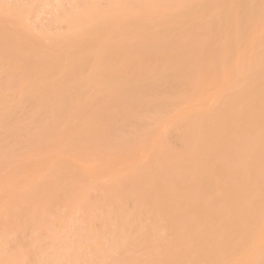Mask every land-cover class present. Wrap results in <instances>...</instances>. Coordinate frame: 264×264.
I'll list each match as a JSON object with an SVG mask.
<instances>
[{
    "label": "rangeland",
    "instance_id": "obj_1",
    "mask_svg": "<svg viewBox=\"0 0 264 264\" xmlns=\"http://www.w3.org/2000/svg\"><path fill=\"white\" fill-rule=\"evenodd\" d=\"M73 1L0 0V79L2 77L4 81L0 80V83L2 87L6 84L3 89L0 85L2 90L0 91V120H2L0 132L2 130L3 133L7 129L6 134L0 133V264H73L66 263L63 256L70 253L114 250L113 242L117 240L118 235L144 240L138 246L125 249L138 252L135 255L140 259H146L148 252L190 251L192 238L207 237L210 234V221L212 219L221 221L224 217L225 206L229 202L226 195L222 193V186L226 183L224 169L230 168L232 172L243 160L246 162L243 173L247 175L253 170L249 167V159L254 156L262 159L260 169L262 166L264 168V99H262L264 95L260 96L264 93V0ZM158 43L161 44L157 45ZM107 51L108 56L105 55ZM103 54L104 60L107 58L104 63ZM115 55L117 60L114 59ZM172 56H175V60ZM163 57H166L165 62L161 59ZM110 59L113 63L117 61L119 63L112 65V62H109ZM142 60L145 64L141 62ZM170 61H172L170 64L166 63ZM158 63L159 66L156 65ZM178 65L180 67L183 65L182 68L186 69ZM148 66L150 73L147 72ZM155 66L159 67L160 71ZM80 67L83 68L82 75ZM101 67L104 69L101 70ZM130 67H133L131 70L135 73L130 71ZM76 68L80 72L79 75L78 71L75 72ZM188 68L190 69L187 74ZM9 70L11 72H7ZM126 70L131 73L129 74ZM96 72L99 74L97 75ZM125 72L129 75L126 76ZM144 72L148 73L146 77L153 80L147 81L148 78H146V82L142 81V83L141 80L145 78H143ZM9 73L12 74L10 78L7 76ZM165 73L171 79L167 77L169 79L167 80ZM170 73L176 76L173 80V75ZM94 74L99 76L102 82L99 77H97L99 80H96ZM117 75L122 76L119 77L122 80H117ZM155 75H157L156 78ZM66 76L68 80L64 81ZM107 76L108 80L103 78ZM138 76L143 79L140 80ZM114 78L116 82L112 81ZM126 79L129 83H125ZM9 80L12 82L15 80V82L12 83ZM136 82H138L137 85ZM175 82L179 85L183 82L184 92L178 84L179 88L175 86L178 89L172 87ZM75 83L80 86L76 87L73 85ZM81 83H83L82 86ZM132 83L136 86L134 85V89L130 90L133 88ZM141 83L142 86H139ZM166 83H172L170 91L177 93L168 91L169 86ZM8 84L13 87H9L10 85L7 87ZM124 85H128L125 86L126 90L125 87L123 88ZM143 85L145 87L140 88ZM146 85L151 88H147ZM164 87L167 89H163ZM69 88L73 89V92ZM105 88L109 93H105ZM151 89L156 90L151 91ZM161 89L163 93L160 92ZM113 90H118L120 94ZM74 91L78 92L77 95L84 96L79 95L78 98L77 95H73ZM158 91L160 93H157ZM69 93H72V98L76 97L79 101L75 98L74 102L76 100L77 102L74 103ZM33 96L39 99L33 101ZM54 98L55 104H53ZM95 99L98 100L96 103ZM130 102H134L133 104L140 110L139 113L135 106H133L135 110L128 108V104L130 108L133 105ZM143 102H147L145 103L147 107L141 104ZM154 102H159L157 107L161 110L158 108V112L156 106H153L157 104ZM162 102L165 103L162 104ZM72 103L73 106H68ZM110 103H115L114 106L120 107V110L118 111ZM148 103L154 107V110ZM252 103H255L257 108ZM140 104L148 111L144 108L139 109ZM101 105L104 106L101 107ZM13 106H15L14 110ZM68 107L74 108H69L71 111L66 109V112L68 111L66 113L64 108ZM164 107L168 109H162ZM96 110L104 114L102 115L99 111L102 117L107 118L110 115V118L98 116ZM9 111H11L10 114ZM26 112L29 116L25 115ZM84 113L87 115H81ZM44 114L47 118L41 123L45 117ZM122 114L134 118L133 122L136 125L145 123L149 124V127L143 128L145 127L143 125V129L141 126L135 128L129 123L132 119L125 117L127 124L125 127L121 124L122 127L119 128L120 124L116 126L115 124L118 121L123 122L124 117L120 119ZM242 114H244L243 117H241ZM22 115L26 117L22 118ZM36 115L37 117L41 115L39 116L41 118H37ZM4 117L7 119L5 120ZM12 118H17L16 123L12 121L14 120ZM33 118L40 119L33 120L39 125L32 121ZM101 118L105 120L102 121ZM81 119L82 123L79 121ZM240 119L245 120H242L244 124L241 122L242 127L239 123ZM61 120L64 122L62 123ZM76 120L81 123L77 124L78 127L74 124ZM5 121L8 126L4 125ZM90 122H93L92 125L85 126ZM55 124L60 127L57 129ZM20 127L22 129H18ZM53 127L55 129H51ZM101 127L98 135L95 132H98ZM137 127L141 128V131ZM256 127L259 128L257 131L262 128L256 135L257 139L254 136ZM46 128L48 133L45 131ZM125 128L132 129L133 133L128 129L125 131ZM180 128L184 130L183 135H180L183 133ZM88 129L95 135L90 136L91 134H88L90 132H84ZM43 130L47 134H44ZM104 130H110L109 136ZM52 131L55 132L49 135ZM113 132L120 135L114 136ZM238 132L241 133L238 134ZM72 133L77 136L72 137ZM12 134L15 135L14 138ZM37 134L38 137H36ZM69 134L71 138L68 137ZM40 135L43 136L40 137ZM1 136L5 139L7 136L9 140H2ZM252 136L254 138H251ZM76 137L83 141L75 139ZM98 138L99 141H97ZM248 144L252 145L253 149L247 147ZM245 147L249 148L248 153H244ZM67 150H70L72 154L70 155ZM63 151L66 154L61 153ZM217 155L221 157L217 159ZM155 157L157 160L152 159ZM223 158H225L224 161H222ZM152 162L157 167L154 164L151 165ZM84 166L86 167L83 168ZM217 168L220 169L217 170ZM83 169L86 173L82 171ZM243 175L246 176L242 174L237 177L238 179L237 175H234L232 180V186L237 194L246 182ZM197 177L201 179V182ZM216 177L219 181L215 180ZM207 178L211 180L210 182L207 180L208 184L205 183ZM215 186H219L218 191ZM212 190L220 194H216L215 199H212L210 195ZM191 192L196 198L193 194L191 195ZM201 203L202 206H200ZM212 203L220 207L218 209L215 205L214 214L210 212ZM219 203L224 206H219ZM11 209L16 210L11 213ZM189 214L193 219H190ZM185 215H188L187 218L191 221H186L188 219ZM30 216L35 220L34 223ZM40 218L43 220H39ZM159 220L161 222H158ZM79 221H81L80 224ZM38 222L40 223L37 224ZM52 223L55 224L51 226ZM241 223L245 234L243 241L248 244L247 247L250 246L246 254L243 257L239 256V259L243 261L249 256L251 258H247L246 262L245 259L244 262L239 260L240 262L237 261V263L249 264L254 259L253 254L264 253V232L262 231L264 218L254 225L249 223L248 217H243ZM78 224L82 228L77 229ZM101 226L104 229L101 230ZM150 235L152 240L157 241L156 237L161 236L158 237L161 243L168 240L169 243L176 242L177 245L158 247L150 245ZM257 235L261 236L262 240ZM3 236H8V239L4 238L9 242ZM105 239L107 242H104ZM178 239L181 241H177ZM20 240L21 243H18ZM255 240L258 241L255 242ZM106 243L107 248L104 245ZM32 244L34 251H31ZM79 246L81 250H75ZM61 259L64 263L60 262Z\"/></svg>",
    "mask_w": 264,
    "mask_h": 264
},
{
    "label": "bare ground",
    "instance_id": "obj_2",
    "mask_svg": "<svg viewBox=\"0 0 264 264\" xmlns=\"http://www.w3.org/2000/svg\"><path fill=\"white\" fill-rule=\"evenodd\" d=\"M75 1V0H74ZM73 1V2H74ZM78 1H80V0H78ZM105 1V0H104ZM108 1V0H107ZM82 3V2H81ZM95 3V2H94ZM34 4V3H33ZM83 4V3H82ZM101 4H103V2L101 3ZM35 5V4H34ZM79 5V4H78ZM77 5V6H78ZM36 6V5H35ZM152 10H153V7H152ZM33 11V10H32ZM148 11V10H147ZM69 12V11H68ZM145 12V11H144ZM148 13V12H147ZM135 14V13H134ZM134 14H132V15H134ZM146 14V13H145ZM145 14H144V16H145ZM149 15V14H148ZM37 26V25H36ZM107 31V30H106ZM29 33V32H28ZM200 35V34H199ZM173 40V39H172ZM175 41V40H174ZM161 44V43H160ZM159 43L157 44V45H160ZM169 44V43H168ZM167 44V45H168ZM127 45V44H126ZM125 45V46H126ZM132 45V44H131ZM130 45V46H131ZM163 45V44H162ZM165 45V44H164ZM261 45H263V43L261 44ZM132 46H135V45H132ZM182 46V45H181ZM127 47V46H126ZM136 47V46H135ZM154 47V46H153ZM157 47V46H156ZM168 47V46H167ZM172 47V46H171ZM145 48V47H144ZM160 48H162L161 46H160ZM165 48H166V46H165ZM179 48V47H178ZM178 48H177V50H178ZM154 50V49H153ZM179 51V50H178ZM181 51V50H180ZM191 51V50H190ZM107 53V54H106ZM188 53V52H187ZM111 54H112V52H111ZM116 54V53H115ZM105 55H107L108 56V51L107 52H105ZM114 54H112V56H113ZM103 56H104V54L102 55V59L104 60V58H103ZM106 56V57H107ZM112 56H110V58L112 57ZM116 56L117 55H115V60H117L116 59ZM171 56V55H170ZM176 56V55H175ZM175 56L172 58L173 60H175ZM247 56V55H246ZM121 57V56H120ZM101 58V57H100ZM164 58H166V57H163V58H161L163 61H164ZM171 58V57H170ZM19 59H20V57H19ZM101 59V60H102ZM107 59V58H106ZM105 59V60H106ZM112 59H113V57H112ZM112 59H110V61L109 60H107L106 62H112ZM118 59L119 60H121L120 58H119V56H118ZM168 59V58H167ZM177 59V58H176ZM100 60V61H101ZM105 60L103 61V63L105 62ZM115 60H113L114 62H115ZM145 60V59H144ZM144 60H142L141 62H143L144 63ZM162 60H161V62H162ZM262 60H263V58H262ZM89 61H90V59H89ZM166 61H168V60H166ZM185 61V60H184ZM84 62V61H83ZM109 62L107 63L108 65H109ZM118 63H119V61H117ZM116 62V63H117ZM165 62V61H164ZM172 61H170V62H166V63H168V64H170ZM87 63H89V62H87ZM102 63V62H101ZM100 63V64H101ZM102 63V65H104ZM116 63H113L112 62V65L114 64H116ZM160 63V62H159ZM156 64L157 66H159L160 64ZM163 63V62H162ZM2 64V63H1ZM111 64V63H110ZM134 64V63H133ZM133 64H132V66H133ZM141 64V63H140ZM145 64V63H144ZM164 65H165V63H163ZM163 64H161V66L163 65ZM84 65V64H83ZM82 65V66H83ZM86 65V64H85ZM150 65H152V64H150ZM163 65V66H164ZM167 65V64H166ZM130 66H131V64H130ZM142 66V64L140 65V67ZM157 66H155L156 68H157ZM182 66L183 65H181V67L178 65V67H180V68H182ZM1 67V66H0ZM84 67V66H83ZM104 67V66H103ZM105 67H106V64H105ZM104 67V68H105ZM135 67V66H134ZM81 69H79L80 71L82 70L83 71V68L82 67H80ZM104 68H100L101 70L102 69H104ZM145 68V65H144V67H143V69ZM156 68H154V71H155V73H156V71L159 69V67L157 68V70H156ZM1 69V68H0ZM77 69V68H76ZM75 69V70H76ZM89 69V68H88ZM98 69V68H97ZM128 69V68H127ZM131 69H133V67H130V71H132V72H134L135 73V71H133V70H131ZM143 69H142V71H143ZM162 69V68H161ZM182 69H184V68H182ZM186 69V68H185ZM184 69V70H185ZM189 69L190 68H188V72H187V74L189 73ZM259 68H257V70H258ZM74 70V71H75ZM99 70V69H98ZM134 70H136V67H135V69ZM78 71V69L75 71V72H77ZM82 71H81V75H82ZM126 71H128V73L130 74L131 72H129V70H126ZM150 71H151V69H150ZM153 71V72H154ZM158 71H160V70H158ZM7 72H11L10 70L9 71H7ZM79 72V71H78ZM147 72H149V66H148V71ZM185 72V71H184ZM183 72V73H184ZM5 73V72H4ZM126 73V72H125ZM134 73H132V74H134ZM141 73H143V72H141ZM150 73V72H149ZM174 73V72H173ZM173 73H170V75L172 74L173 75ZM192 73V72H191ZM8 74V73H7ZM6 74V75H7ZM80 74V72L78 73V75ZM96 74H97V72H96ZM99 74V73H98ZM97 74V75H98ZM100 74H102L101 72H100ZM105 73L103 72V75H104ZM128 74V75H129ZM145 74V75H144ZM144 74H140L141 76L142 75H144L143 76V78H144V80L146 79V78H148L147 79V81L150 79L149 77H146V75H148V73L146 74V72H144ZM152 74V73H151ZM150 74V75H151ZM157 75H158V72L156 73ZM166 74L167 73H165L164 75L166 76ZM10 75H12V74H10L9 73V75H7L8 76V78H10L9 76ZM16 75V74H15ZM71 75V74H70ZM74 75V74H73ZM73 75H71V76H73ZM77 75V73H75V76L77 77L78 76ZM97 75H95L94 74V76L96 77V80H99L100 79V77L99 76H97ZM112 75V74H111ZM127 75V73H126V76H128ZM134 75H136V74H134ZM149 75V76H150ZM157 75H155L154 77L156 78L157 77ZM71 76H70V78H71ZM74 76V77H75ZM108 76H109V74H108ZM108 76L107 77H103V78H105V79H107L108 80ZM164 76V77H165ZM178 76V75H177ZM189 76H191V74H189ZM14 77V76H13ZM67 77V76H66ZM65 77V80L64 81H66V79L68 80V77L66 78ZM75 77V78H76ZM94 77V78H95ZM97 77H99V79H97ZM112 77H114V76H112ZM117 77H118V79H117ZM117 77H116V79L117 80H122V78H119V77H122V76H118L117 75ZM150 77H152V75L150 76ZM168 77V74H167V76H166V78ZM172 77V76H171ZM176 76L175 75H173V77H172V80H173V78H175ZM12 78V77H11ZM73 78V77H72ZM74 78V79H75ZM111 78V77H110ZM126 78V77H125ZM131 78H133V77H131ZM137 78H139L140 79V77L138 76ZM142 77H141V79H143ZM169 79H171L170 77H168ZM167 78V80H169ZM7 79V78H6ZM74 79H73V81H74ZM77 79H79V77L77 78ZM104 79V80H105ZM112 79V78H111ZM115 79V78H114ZM114 79L112 80L113 82H116L117 80L115 79V81H114ZM129 79V78H128ZM128 79H126V80H124V81H126L125 83H129V81H128ZM134 79H136V77L134 78ZM133 79V80H134ZM140 79V80H141ZM152 79V78H151ZM150 79V80H151ZM0 80H2L3 81V78L1 77V79ZM80 80H81V76H80ZM101 80V79H100ZM104 80H103V82H104ZM129 80H131V79H129ZM138 80V79H137ZM144 80H141V82L143 81L144 83L146 82V80L144 81ZM149 80V81H150ZM153 80V79H152ZM164 80H165V78H164ZM263 80H264V77H263ZM1 81V82H2ZM10 81V80H9ZM124 81H122V82H124ZM4 82V81H3ZM10 82H12V80L10 81ZM9 82V83H10ZM15 82V80L12 82V83H14ZM68 82V81H67ZM76 82V81H75ZM101 82H102V80H101ZM108 82V81H107ZM121 81H119V83H120ZM134 82V81H133ZM138 82H139V80H138ZM138 82H136V85H137V83ZM142 82V83H143ZM176 82H178V81H176ZM175 82V83H176ZM65 83V82H64ZM74 83V82H73ZM110 83V82H109ZM108 83V84H109ZM119 83H117V84H119ZM124 83V84H125ZM140 83V82H139ZM142 83H141V85H139V86H142ZM175 83H174V86H172V87H174L175 88V86L176 87H178V83H176V85H175ZM180 83V82H179ZM251 83V82H250ZM70 84H71V82H70ZM80 84V83H79ZM82 84L83 83H81V86H82ZM100 84H103V83H100ZM107 84V85H108ZM111 84V83H110ZM109 84V85H110ZM133 84V88H130V90H132V89H134V83H132ZM168 86H169V90L168 91H170L172 88H171V85H173L172 83L169 85L168 83H166ZM166 84H165V87H166ZM178 84V85H177ZM0 85H1V88L3 89L5 86H6V84L4 85V87H2L3 85H2V83H0ZM10 85V86H9ZM14 85V84H13ZM47 85V84H46ZM69 85V84H68ZM72 85V84H71ZM73 85H76V83L75 84H73ZM108 85V86H109ZM111 85H113V84H111ZM129 85V84H128ZM128 85H124L123 86V88L125 87V86H128ZM135 85V86H136ZM186 85V84H185ZM263 84H261V86H262ZM11 87L12 85L11 84H8L7 85V87ZM77 86H80V85H78V83H77V85H76V87ZM138 86V87H139ZM147 86V88H151V86H148V85H146ZM154 85H152V87H153ZM180 89H185L184 87V85H183V82H182V84L180 83ZM183 86V87H182ZM222 86V85H221ZM13 87V86H12ZM49 87V86H48ZM59 87V86H58ZM72 87V86H71ZM70 87V88H71ZM120 87H121V85H120ZM145 87V85H143V87H140V88H144ZM163 88V89H167V88ZM0 88V89H1ZM69 88V89H70ZM100 88V87H99ZM101 88H102V86H101ZM104 88V87H103ZM127 88H129V87H127ZM136 88L137 87H135V90H136ZM139 88V89H140ZM154 88V87H153ZM171 88V89H170ZM179 88V87H178ZM178 88H175V89H178ZM17 89V88H16ZM58 89V88H57ZM56 89V90H57ZM106 89V88H105ZM113 89V88H112ZM146 89V88H145ZM163 89H161V91L160 92H164L163 91ZM179 89V90H180ZM220 89V87L218 88V90ZM223 89V88H222ZM63 90V89H62ZM73 89H70V91L71 92H73L72 91ZM78 90V89H77ZM116 90V89H115ZM115 90H113V92H117L118 94H120L119 93V91L117 90V91H115ZM124 90V89H123ZM125 90H126V87H125ZM128 90V89H127ZM149 90V89H148ZM153 90H156V89H151V91H153ZM159 90V89H158ZM178 90V93L181 91H179ZM260 90V89H259ZM258 90V91H259ZM0 91H2V90H0ZM3 91H5V90H3ZM11 91V90H10ZM75 91H76V88H75ZM74 91V93H73V95L75 94V95H77V93ZM103 91V90H102ZM105 91V90H104ZM129 91V90H128ZM136 91H138V88H137V90ZM140 91V90H139ZM144 91V90H143ZM146 91V90H145ZM150 91V90H149ZM167 90H166V92H168ZM217 91V90H216ZM261 91V90H260ZM66 92V91H65ZM159 91L157 92V93H160ZM171 92V91H170ZM176 92V91H175ZM174 91H172L171 93H175ZM183 92H184V90H183ZM218 92V91H217ZM14 93H15V91H14ZM67 93V92H66ZM82 93H85V92H82ZM105 93H109V92H107V89H106V92ZM116 93V94H117ZM177 93V92H176ZM180 93H182V91L180 92ZM259 93V92H258ZM68 94V93H67ZM70 94V93H69ZM72 94V93H71ZM69 95L71 98H72V96L73 95ZM111 94V93H110ZM116 94H115V96H116ZM260 94V93H259ZM56 95V94H55ZM79 95L80 94H78L76 97H78L79 98ZM83 95V94H82ZM82 95H80V97L82 96ZM140 95V94H139ZM264 95V93L262 94V95H260V96H263ZM37 96V95H36ZM84 96V95H83ZM82 96V97H83ZM109 96V95H108ZM114 96V97H115ZM120 96V95H119ZM37 97H39V96H37ZM36 97V98H37ZM54 97V96H53ZM69 97V98H70ZM75 97V98H76ZM143 97V96H142ZM26 98H27V96H26ZM67 98V97H66ZM65 98V99H66ZM75 98H72L73 100V102H74V100H75ZM116 98V97H115ZM114 98V99H115ZM259 98H262V97H259ZM28 99V98H27ZM33 101H36L37 99H39V98H37V99H35V97L33 96ZM57 100H58V97L56 98ZM55 98H54V103L53 104H55V100H56ZM64 99V100H65ZM77 99V98H76ZM96 99H98L97 97H96ZM95 99V100H96ZM99 99H101V98H99ZM181 99V98H180ZM262 99H264V98H262ZM32 100V99H31ZM71 100V99H70ZM78 100V99H77ZM77 100L75 101V102H77ZM81 100V99H80ZM111 100H113V99H111ZM116 101H117V99H115ZM141 100H142V98H141ZM247 100V99H246ZM256 100V99H255ZM254 100V101H255ZM260 100V99H259ZM258 100V101H259ZM61 101V100H60ZM79 101V100H78ZM98 100H96V101H94L95 103L97 102ZM74 102V103H75ZM94 102L91 104L92 105V108H93V104H94ZM160 102V103H159ZM159 102H154V103H157V104H153V106H156L155 108H157V112H158V110L160 109L159 107H157L158 106V103H159V105H161V101H159ZM181 102H182V99H181ZM57 103H59V101L57 102ZM56 103V104H57ZM61 103V102H60ZM127 103V102H126ZM130 103H134V102H130ZM144 103V104H143ZM143 103H141L142 105H145V107H147V102H143ZM146 103V104H145ZM163 103H165V102H162V104ZM166 103H167V101H166ZM174 103H176V102H174ZM178 103V102H177ZM258 102H256V104H257ZM14 104V103H13ZM38 104V103H37ZM36 104V105H37ZM66 104H67V102H66ZM113 105V107H116V109L119 111L120 109V107H117L116 105L114 106V104L113 103H110V105ZM140 104V106H142ZM168 104H169V102H168ZM167 104V105H168ZM253 104V103H252ZM255 104V103H254ZM253 104V105H254ZM256 104H255V107H256ZM16 105V104H15ZM58 105V104H57ZM129 106H130V104H128ZM127 104H126V106H128ZM148 105H150L149 103H148ZM167 105H163V106H165V107H167ZM252 105V107H254ZM68 106H73V103L72 104H70V105H68ZM75 106V105H74ZM95 106V105H94ZM102 106H104V105H101V107ZM128 106V108L129 109H133V110H135L134 108H136L137 109V112L139 113V111L140 110H138V108L135 106V104H133L132 105V107L130 108ZM133 106H135L134 108H133ZM139 106V105H138ZM140 106H139V109H145V107H141L140 108ZM151 106V105H150ZM150 106H148L149 108H150ZM169 106V105H168ZM24 107V106H23ZM58 107V106H57ZM57 107H55L56 109H57ZM66 107V106H65ZM90 107V106H89ZM88 107V108H89ZM108 107H110L109 105H108ZM108 107L106 108V109H108ZM113 107H111L112 109H114ZM152 107V106H151ZM162 108V109H168V108ZM207 107V106H206ZM251 107V106H250ZM13 108H15V106H13L12 107V109ZM19 108V107H18ZM32 108L34 109L35 107H34V105H32ZM32 108H30L31 110H32ZM72 109V108H74V107H68V108H64V111L66 112V109L67 110H69V111H71L70 109ZM127 108V107H126ZM125 108V113H126V111H127V109ZM159 108V109H158ZM249 108V107H248ZM248 108H247V110H248ZM257 108V107H256ZM76 109V108H75ZM110 109V108H109ZM115 109V110H116ZM147 109V108H146ZM145 109V110H146ZM152 109L154 110V107H152ZM250 109H252V108H250ZM249 109V110H250ZM14 110V109H13ZM62 111H60L61 113L63 112V108L61 109ZM86 110H89V109H86ZM86 110H85V112H86ZM90 110H92L91 108H90ZM101 110V109H100ZM100 110H96L97 111V115L98 116H101V114L100 113H102ZM116 110V111H117ZM156 110V109H155ZM161 110V109H160ZM165 110H162V111H165ZM246 110V111H247ZM20 111V110H19ZM22 111V110H21ZM24 111V110H23ZM33 111V110H32ZM31 111V112H32ZM99 111H100V113H99ZM107 111V110H106ZM114 111V110H113ZM146 111H148V110H146ZM161 111V112H162ZM240 111V110H239ZM245 111V112H246ZM13 112V111H12ZM15 112V111H14ZM25 112V111H24ZM46 112H48V111H46ZM45 112V113H46ZM68 112V111H67ZM66 112V113H67ZM73 112H74V110H73ZM109 112V111H108ZM151 112H154V111H152L151 110ZM251 112H253L252 110H251ZM11 113V111H9V114ZM18 113H20V112H18ZM51 113V112H50ZM124 113V114H125ZM155 113V112H154ZM23 114V113H22ZM38 114H41V113H38ZM87 114H88V112H87ZM86 114V115H87ZM95 114H96V112H95ZM106 114V113H105ZM124 114H122L123 116H121L120 117V119L122 118V117H124V118H122L121 120L124 122H122L121 120V122L122 123H120L119 121V123L117 122L116 124L115 123H111L112 125H114L115 124V126L117 125V124H120L119 125V128H120V126L122 127V125H124L123 127H125V125L127 124V123H125V120H126V122H127V118L125 119V117H128L127 116V114H126V116H124ZM238 114V116H239V113H237ZM250 114V113H249ZM12 115V114H11ZM13 115H14V113H13ZM15 115H18V114H16L15 113ZM25 115H28L27 114V112H26V114ZM24 115V116H25ZM31 115V114H30ZM50 115V114H49ZM81 115H84V116H86L85 115V113L84 114H81ZM80 115V116H81ZM97 115H95L96 116V118H97ZM102 115H104L103 113H102ZM243 115L244 114H242V116L241 117H243ZM5 116V115H4ZM23 115H22V118L24 117ZM29 116V115H28ZM39 116H41V115H39ZM37 117V115H36V117L37 118H41V117ZM43 116V115H42ZM44 119L43 120H41V123H43L44 122V120H46V118H47V116L44 114ZM84 116H83V118H84ZM228 116V115H227ZM6 117H7V115H6ZM9 117V116H8ZM26 117V116H25ZM102 117V116H101ZM103 117H105V116H103ZM102 117V118H103ZM110 118V115H108L107 116V118ZM240 117V118H241ZM1 118V117H0ZM5 118V117H4ZM11 118V117H10ZM37 118H33L32 119V121L35 119V120H40V119H37ZM55 118V117H54ZM62 118H63V115H62ZM82 118V117H81ZM101 118V119H102ZM106 117H105V119H107ZM119 118V117H118ZM129 118V117H128ZM229 118V116L227 117V121L229 120L228 119ZM245 118V117H244ZM7 118H5V120H6ZM12 119H14V118H12ZM57 119H61V118H59V117H57ZM64 119H65V117H64ZM105 119H102V121L103 120H105ZM125 119V120H124ZM130 120H131V122H129V123H131V125L133 124L134 126H135V128H136V126H138V127H140L141 126V128L143 127V125L145 126V127H143V128H147V127H149L147 124H141V125H136V124H134V122L133 121H135L134 120V118H129ZM246 119H247V117H246ZM9 120V119H8ZM11 120V119H10ZM15 120H17V118L16 119H14V120H12L13 122H15L16 123V121ZM18 120H19V118H18ZM117 120V119H116ZM119 120V119H118ZM189 120V119H188ZM187 120V122H189ZM243 120V119H242ZM242 120L240 119V126L242 127V124H241V122H242ZM0 121H2V120H0ZM29 121H31V120H29ZM58 121V120H57ZM62 121V120H61ZM61 121H59L60 123H59V125L61 124ZM80 122L82 121V119L81 120H79ZM79 121H75V123L74 124H81ZM101 121V120H100ZM101 121V122H102ZM108 121H110V119L108 120ZM237 121V120H236ZM243 121H245V120H243ZM18 122V121H17ZM33 122H35V121H33ZM64 121H62V123H63ZM76 122H78V123H76ZM96 122V121H95ZM100 122V123H101ZM114 122H115V120H114ZM133 122V123H132ZM250 122V121H249ZM4 123V122H3ZM9 123H11V122H9ZM35 123H37V122H35ZM40 123V122H39ZM56 123V122H55ZM58 123V122H57ZM91 123H93V122H90V123H88V125H85V126H90L89 124H91ZM128 123V124H129ZM243 123V122H242ZM6 124V121H5V123H4V125ZM13 124V123H12ZM38 124V123H37ZM96 124V123H95ZM95 124H93V126L95 125ZM122 124V125H121ZM186 124V123H185ZM185 124H184V126H185ZM228 124V123H227ZM244 124V123H243ZM0 125H2V123L0 124ZM7 125V124H6ZM32 125H34V124H32ZM39 125V124H38ZM37 125V127H39ZM92 125V124H91ZM132 125V126H133ZM221 125V124H220ZM219 125V126H220ZM8 126V125H7ZM35 126V125H34ZM33 126V127H34ZM57 126V127H56ZM61 126V125H60ZM60 126H58V124L56 125L55 124V127L58 129V127H60ZM66 126H67V124H66ZM79 125H77V127H78ZM92 126V127H93ZM183 126V125H182ZM182 126H179V127H182ZM28 126H26V128H27ZM30 127H32V126H30ZM29 127V128H30ZM55 127H53V128H51V129H55ZM69 127V126H68ZM76 127V126H75ZM75 127H73V128H75ZM105 127V126H104ZM103 127V129H105ZM138 127H137V129H138ZM221 127V126H220ZM231 127V126H230ZM241 127H239L241 130H242V128ZM258 127H260V126H258ZM262 127H263V124H262ZM5 128V127H4ZM7 128V127H6ZM24 129L25 131H26V133H27V129ZM66 128V127H65ZM91 128V127H90ZM115 128H117V127H115ZM115 128H111L112 130H114ZM141 128H139L138 130H140L141 131ZM142 128V129H143ZM183 128V127H182ZM18 129H22L21 127L20 128H18ZM77 128H75V130H76ZM84 129H86V128H84ZM101 129H102V127L100 128V130H98V132L96 131L95 133H99L100 131H101ZM110 129V130H111ZM128 129V128H127ZM126 128L124 129L125 131L127 130ZM136 129V130H137ZM181 129V128H180ZM180 129H179V131H180ZM221 129V128H220ZM220 129H218V131L220 130ZM257 129L259 130V128H257L256 127V134L254 135V136H256L257 135V133L258 132H260L261 131V129L262 128H260V131H257ZM33 130V129H32ZM83 130V129H82ZM109 130V131H110ZM129 131H131L130 129H128ZM127 130V131H128ZM182 130V129H181ZM6 131V132H5ZM5 131H3V133H7V129L5 130ZM16 131V130H15ZM12 131V133H16V132H18V131ZM22 131V130H21ZM46 132H47V128H46V130H45ZM56 131V130H55ZM54 131V132H55ZM78 131V130H77ZM76 131V132H77ZM104 131H106L107 132V135L109 136V131H107V130H104ZM184 130H182V132H183ZM32 132V131H31ZM43 133H44V130L42 131ZM41 132V133H42ZM50 132V131H49ZM53 131L49 134V135H51V134H53L54 133ZM84 132L86 133H88V132H90V133H88V134H91L90 136H92V134H94V132L93 133H91L92 132V130H90L89 131V129L88 130H84ZM102 132H103V130H102ZM264 132V131H263ZM1 134H3L2 133V130H1V132H0ZM21 133V132H20ZM29 133V132H28ZM27 133V134H28ZM48 133V132H47ZM47 133H44V134H47ZM105 133V132H104ZM114 133V132H113ZM112 133V134H113ZM131 133H133L132 131H131ZM178 133H180V132H178ZM239 133H241V132H238V134ZM0 134V135H1ZM21 134H24L25 135V133H21ZM20 134V135H21ZM43 134V135H44ZM71 134V133H70ZM70 134L68 135V137L70 136ZM81 134V133H80ZM79 134V135H80ZM82 134H83V131H82ZM88 134H84L85 136H89ZM112 134H111V136H112ZM116 134H119V133H116ZM115 133L113 134L114 136L116 135ZM127 134V133H126ZM184 134V132L182 133V134H180V135H183ZM226 134V133H225ZM12 135H14V134H12ZM24 135H21V136H24ZM43 135H40V137H42ZM49 135H47V136H49ZM73 135H75L74 133H72V137H74ZM95 135V134H94ZM99 135V134H98ZM120 135V134H119ZM119 135H118V137H119ZM178 136H179V134H177ZM241 135V134H240ZM248 135V134H247ZM3 136V135H2ZM2 136H1V138H2ZM5 136V135H4ZM8 136V135H7ZM6 136V139L5 138H2V140L3 139H5V141L8 139V137ZM19 136V134L17 135V137ZM45 136V135H44ZM75 136H77V135H75ZM97 136V135H96ZM176 136V135H175ZM185 136V135H184ZM184 136L182 137V138H184ZM233 136V135H232ZM237 136V135H236ZM15 137V135L14 136H12V138H14ZM33 137H35V136H33ZM36 137H38V134H37V136ZM117 137V138H118ZM121 137V136H120ZM177 137V136H176ZM259 137V136H258ZM20 138V137H19ZM69 138H71V137H69ZM79 138H80V136H79ZM78 137H76L75 139H79ZM95 138H97V137H95ZM116 138V139H117ZM171 138V137H170ZM238 138H239V136H238ZM251 138H254L253 136L251 137ZM74 139V140H75ZM110 139V138H109ZM111 139H112V137H111ZM113 139H115V137L113 138ZM176 139H178V137L176 138ZM180 139H181V137H180ZM255 139H257V136L255 137ZM259 139V138H258ZM1 140V141H2ZM9 140V139H8ZM7 140V141H8ZM102 139H100V141H101ZM182 141H184V139H181ZM180 140V141H181ZM196 140V139H195ZM230 140V139H229ZM228 140V141H229ZM238 140V139H237ZM253 140V139H252ZM57 141V140H56ZM76 141V140H75ZM79 141H83V140H80L79 139ZM97 141H99V138H98V140ZM104 141V140H103ZM174 141V140H173ZM191 142H192V140H190ZM220 141V140H219ZM57 142H59V143H61L60 141H57ZM63 142V141H62ZM66 142V141H65ZM197 142V141H196ZM231 142V141H230ZM251 142V141H250ZM249 142V143H250ZM257 142V141H256ZM5 143V142H4ZM9 143V142H8ZM183 142H181V144H182ZM253 143H254V141H253ZM7 144V143H6ZM24 144V143H23ZM26 144V143H25ZM65 144V143H64ZM175 144V143H174ZM179 144V143H178ZM178 144H176L177 146H178ZM230 144V143H229ZM251 144V143H250ZM254 144H257V143H254ZM10 145V144H9ZM17 145V144H16ZM226 145H228V143L226 144ZM225 145V146H226ZM1 146V145H0ZM4 146H5V144H4ZM247 146V145H246ZM252 146V145H251ZM251 146H249V144H248V146L247 147H249V148H252L253 149V146L251 147ZM15 147V146H14ZM27 147V146H26ZM171 147V146H170ZM178 147H180V146H178ZM5 148H6V146H5ZM7 148H9L8 146H7ZM37 148V147H36ZM246 148V147H245ZM248 148V149H249ZM112 149H114V147L112 148ZM224 149V148H223ZM226 149H227V147H226ZM247 148H246V150L244 151V153L246 152V153H248L249 151H247L248 150ZM252 149H250V150H252ZM225 150V149H224ZM10 151V150H9ZM221 151H223V150H221ZM226 151V150H225ZM224 151V152H225ZM228 151V150H227ZM65 151H63V152H61V153H64ZM67 152L68 153H70V150H67ZM252 152V151H251ZM215 153V152H214ZM221 154H224V153H222V152H220ZM244 153H242V154H244ZM65 154H66V152H65ZM72 154V152L70 153V155ZM213 154V153H212ZM219 154V153H218ZM154 155H155V153L152 155V157H154ZM208 154H206V156H207ZM245 155V154H244ZM188 156V155H187ZM245 156H247V155H245ZM244 156V157H245ZM156 157H158V156H156ZM156 157L155 158H152V159H156ZM221 157V156H220ZM220 157H218V155H217V159L218 158H220ZM228 158V157H227ZM224 159L225 158H223V160L222 161H224ZM246 159V158H245ZM1 160V159H0ZM63 160V159H62ZM157 160V159H156ZM156 160L154 161V163L156 162ZM216 159H214V161H215ZM261 158H258V157H256V156H254V157H252L251 159H249V167H252L253 168V170L251 171V172H249L247 175H246V173H243V168H244V165H245V163L246 162H244L243 160H242V162L240 161L239 162V164H238V167L234 170V171H232L231 172V169L230 168H226V169H224V177H226V183H225V186L223 185L222 186V193L223 194H225L226 195V199H228L229 200V202L226 204V206H225V210H224V217H223V219L221 220V221H218V220H215V219H212L211 221H210V223H209V230H210V234L206 237H201V236H197V237H193L192 238V240H191V249H190V251H187V252H182V251H179V252H166V251H161V252H148V254H146L147 255V258L146 259H140V258H138V257H136V253H138V252H136V251H129V250H125V249H127V247H128V249H129V247L131 248V246H138L139 244H141L144 240H141V238H127V237H124V236H120V235H118L117 236V240L116 241H114L113 242V247H114V250H111V251H108V252H104V250L102 251V252H95V253H70V254H67V251H66V254L67 255H64L63 256V258L65 259L64 261L66 262V263H69V262H71V263H73V264H238L240 261H242V260H240L239 259V256L240 257H243L244 256V254H246V250H247V248H249V246L247 247V243L246 242H244L243 241V237L245 236V234H244V231H243V225H242V218L243 217H248V219H249V223H251V224H254V225H257L258 223H260V221L264 218V172H263V170H264V168H263V166H262V169H260L261 167H260V165H261ZM71 163V162H70ZM153 162H152V164L151 165H153L154 164ZM28 164V163H27ZM30 164V163H29ZM206 165H207V163H205ZM209 164V163H208ZM228 164V163H227ZM155 165V164H154ZM208 166V165H207ZM212 165H210V167H211ZM222 166V165H221ZM86 166H84L83 168H85ZM88 167V166H87ZM155 167H157L156 165H155ZM198 167V166H197ZM206 167V166H205ZM204 167V168H205ZM209 167V168H210ZM217 167H219V166H217ZM231 167V166H230ZM41 168V167H40ZM89 168V167H88ZM87 168V169H88ZM159 168V167H158ZM220 168H222V167H220ZM220 168H217V170L218 169H220ZM233 168V167H232ZM47 169V168H46ZM45 169V170H46ZM86 169V170H87ZM146 169V168H145ZM154 169V167L152 166V171H154L153 170ZM160 169V168H159ZM208 169V168H207ZM211 169V168H210ZM210 169H208V170H210ZM250 169V168H249ZM29 170V169H28ZM89 170V169H88ZM203 170V169H202ZM207 170V171H208ZM82 171H84V169L82 170ZM140 171H141V169H140ZM85 173H86V171H84ZM145 172V171H144ZM204 172V171H203ZM42 173H44V172H42ZM156 172H154V174H155ZM201 173H202V171H201ZM205 173H206V171H205ZM221 173V172H220ZM234 173V174H233ZM82 174H84V173H82ZM200 174V173H199ZM207 174V173H206ZM242 174H245L246 176L244 177V175H243V179L246 181L245 182V184L240 188V190L238 191V193L239 194H237L236 193V190H234V188H233V186H232V180H233V177H234V175H237L236 176V178L238 177V176H241ZM26 175V174H25ZM87 175V174H86ZM201 175V174H200ZM159 176V175H158ZM199 176V175H198ZM215 175H213V177H214ZM200 177V176H199ZM199 177H197L198 179H199ZM201 177H202V175H201ZM200 177V178H201ZM92 179V178H91ZM159 179V178H158ZM162 179V178H161ZM209 178H207L206 180H205V183L206 182H210L211 180H208ZM238 179V178H237ZM200 180V182H201V179H199ZM199 180H198V183H199ZM208 180V181H207ZM215 180H217V177H216V179ZM159 181H160V179H159ZM197 181V180H196ZM217 181H219V180H217ZM208 182V183H209ZM32 183V182H31ZM43 183H45V181L43 182ZM97 183V182H96ZM208 183H206V184H208ZM218 183V182H217ZM30 184V183H29ZM211 185V184H210ZM63 186V185H62ZM195 186V185H194ZM196 186H198V185H196ZM195 186V187H196ZM216 186H217V184H216ZM215 186V188L217 189L216 191H218L219 190V186L218 187H216ZM105 187V189H106V186H104ZM108 187V186H107ZM142 187V186H141ZM195 187H194V190H195ZM207 187V186H206ZM205 187V188H206ZM210 188V187H209ZM36 189V188H35ZM45 189H46V187H45ZM97 189V188H96ZM146 189V188H145ZM235 189H236V187H235ZM37 190V189H36ZM160 190V189H159ZM194 190H193V192H194ZM201 191H204L203 189H201ZM215 190H212V191H210V195L212 196V199H215V197H216V194H218L219 192H216ZM241 191L244 193H241ZM220 192H221V190H220ZM63 193V192H62ZM90 193V192H89ZM197 192H195V194H196ZM194 195V193H192L191 192V195ZM241 194H242V196H241ZM218 195H220V194H218ZM244 195V196H243ZM53 196H55L54 194H53ZM52 196V197H53ZM165 196V195H164ZM195 196V195H194ZM51 197V196H50ZM192 198H193V196H191ZM209 197V199H210V196H208ZM208 197H207V200H208ZM225 197V196H224ZM241 197V198H240ZM56 198H58V197H56ZM111 198H113V197H111ZM133 198V197H132ZM194 198H196V196L194 197ZM202 198V197H201ZM200 198V199H201ZM163 199V198H162ZM206 199V198H205ZM222 199V198H221ZM233 199V201H230V200H232ZM56 200V199H55ZM127 200V199H126ZM193 200V199H192ZM236 200H238L237 202H236ZM54 201V200H53ZM62 201V200H61ZM191 201V200H190ZM222 201V200H221ZM60 202V201H59ZM167 201H165V203H166ZM198 202H199V200H198ZM197 202V203H198ZM213 202H214V200H213ZM222 203V202H221ZM221 203H219L218 205L219 206H224V204H221ZM190 204V203H189ZM221 204V205H220ZM55 205V204H54ZM57 205V204H56ZM203 204L201 203V205L200 206H202ZM216 206H217V204H215ZM213 203L210 205V207H211V209H210V212H211V214H214L215 213V206ZM240 205V206H239ZM42 206H44V205H42ZM127 206V205H126ZM199 206V207H200ZM15 207V206H14ZM45 207V206H44ZM44 207H42V208H44ZM48 207V206H47ZM218 207V206H217ZM75 208V207H74ZM189 208H191V207H189ZM220 207H218V209H219ZM71 209V208H70ZM223 209V208H222ZM16 210V209H15ZM15 210H13V209H11V213H13V212H15ZM46 210V209H45ZM72 210V209H71ZM70 210V211H71ZM77 210V209H76ZM76 210H74V211H76ZM83 210V209H82ZM221 210V209H220ZM49 212V211H48ZM72 212H73V210H72ZM126 212V211H125ZM41 214V213H40ZM67 214H69V213H67ZM67 214H65L66 215V217H67ZM70 214H71V212H70ZM191 214V213H190ZM189 214V216H190V219L192 218L191 217V215ZM34 215V214H33ZM46 215H48V213L46 212ZM51 215V214H50ZM55 215V214H54ZM38 216V215H37ZM44 217V219H45V215H43ZM52 216V215H51ZM186 216V215H185ZM188 216V215H187ZM187 216H186V219H188V220H186V221H191V220H189V218H187ZM188 216V217H189ZM13 217H14V214H13ZM30 218L32 219V223H34L33 221H35L33 218H32V216H30ZM80 218V217H79ZM124 218V217H123ZM35 219H36V217H35ZM57 219V218H56ZM59 219V218H58ZM144 219H146V218H144ZM193 219V218H192ZM30 220V219H29ZM28 220V221H29ZM39 220H43V219H39ZM66 220H67V218H66ZM77 220H79V219H77ZM161 220V219H160ZM158 221V222H161L162 220H163V218H162V220L161 221ZM21 221V220H20ZM55 221V220H54ZM69 221H70V219H69ZM66 221H64V223H65ZM140 222H141V220H140ZM156 222V221H155ZM32 223H30V224H32ZM40 222H38L37 224H39ZM63 223V224H64ZM79 224L81 223V221H79L78 222ZM111 223H113V221L111 222ZM55 223H52V225L51 226H53ZM79 224L77 225V229H80V228H82V227H80L79 226ZM138 224H139V222H138ZM15 225H17L16 224V222H15ZM23 225V224H22ZM33 225V224H32ZM205 225V224H204ZM126 227V226H125ZM16 228H17V226H16ZM24 228V227H23ZM42 228V227H41ZM47 228V227H46ZM72 228V227H71ZM127 228V227H126ZM144 228V227H143ZM142 228V229H143ZM157 228V227H156ZM49 229V228H48ZM102 229H104V228H102V226H101V230ZM121 229V228H120ZM142 229H140V230H142ZM155 229V228H154ZM154 229H153V231H154ZM263 229H264V227H263ZM47 230V229H46ZM122 230V229H121ZM120 230V231H121ZM140 230H139V232H140ZM147 230V229H146ZM104 231V230H103ZM142 231H144V230H142ZM263 232H264V230H262ZM101 232V231H100ZM258 232H259V230H258ZM18 233V232H17ZM74 233H75V229H74ZM73 233V234H74ZM105 232H103V234H104ZM262 233V232H261ZM76 234H77V232H76ZM102 234V233H101ZM124 234V233H123ZM256 234H258L257 232H256ZM4 235V234H3ZM7 235V234H6ZM152 235V234H151ZM150 235V236H151ZM258 235H260V234H258ZM257 235V236H258ZM263 235V234H262ZM102 236V235H101ZM152 236H154V234L152 235ZM152 236L149 238V237H146L147 239L149 238L150 240H149V243H150V245H157V247L158 246H174V245H177V243L176 242H171L170 241V243L168 242V240L165 242V243H161L160 241H158V239L161 237V236H158V237H156L157 238V241L154 239V240H152ZM4 237H8V236H3V238ZM19 237V236H18ZM259 238H261V236H258ZM71 238H72V236H71ZM259 238H257V239H259ZM264 238V237H263ZM5 239V238H4ZM8 239V238H7ZM7 239H5L6 241H7ZM68 239V238H67ZM66 239V240H67ZM103 239V238H102ZM106 239H107V236H106ZM105 239V241L104 242H107V240ZM109 239V238H108ZM143 239V238H142ZM256 239V238H255ZM5 240H3L4 241V243H5ZM75 240H77V239H75ZM79 240V239H78ZM164 240V239H163ZM260 240H262V238L260 239ZM259 240V241H260ZM264 240V239H263ZM34 241V243H35V240H33ZM80 242H82V240L80 239L79 240ZM78 241V243L80 244V242ZM177 241H181V239H178ZM258 240H255V242H257ZM7 242H9V241H7ZM252 243H254L253 241H251ZM18 243H21V240L18 242ZM33 243V244H34ZM77 243V244H78ZM184 243H185V241H184ZM258 243H260V242H258ZM33 244H32V249H31V251H34V247H33ZM103 244V243H102ZM109 244H110V240H109ZM8 245V244H7ZM105 245V248H107L106 247V245L108 246V244L106 243V244H104ZM253 245V244H252ZM251 245V246H252ZM2 247H3V244H2ZM5 247V246H4ZM253 247V246H252ZM167 248V247H166ZM254 248V247H253ZM3 249V248H2ZM75 250H81V248H80V246H79V248H76ZM161 250V249H160ZM99 251V250H98ZM154 251V250H153ZM264 251V250H263ZM256 252V251H255ZM3 253V255L5 254V252L3 251L2 252ZM32 253V252H31ZM251 253V252H250ZM250 253L248 254V256L250 255ZM34 254V253H33ZM52 253H50V255H51ZM252 256V255H251ZM54 256H52V258H53ZM56 257V256H55ZM246 257H247V255H246ZM250 257V256H249ZM249 257H247V258H249ZM51 258V257H50ZM58 258V257H57ZM247 258H244L245 259V262H246V259ZM251 258V257H250ZM249 258V259H250ZM252 258H254V259H252L251 261H250V263L249 264H264V253H261V254H253V257ZM244 259H243V261L242 262H244ZM249 259L247 260V261H249ZM53 260V259H52ZM240 260V261H239ZM58 261H59V259H58ZM63 261V259H61V261L60 262H62ZM64 261H63V263H64ZM237 261H239L238 263H237ZM58 264V263H57ZM62 264V263H61ZM65 264V263H64ZM241 264H244V263H241Z\"/></svg>",
    "mask_w": 264,
    "mask_h": 264
}]
</instances>
